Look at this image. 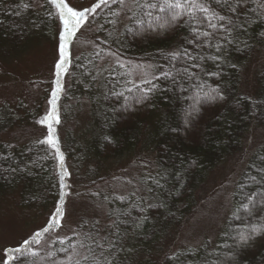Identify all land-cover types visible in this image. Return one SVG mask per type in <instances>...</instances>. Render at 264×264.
I'll return each instance as SVG.
<instances>
[{
  "label": "trees",
  "instance_id": "obj_1",
  "mask_svg": "<svg viewBox=\"0 0 264 264\" xmlns=\"http://www.w3.org/2000/svg\"><path fill=\"white\" fill-rule=\"evenodd\" d=\"M19 2L21 0H0V57H7L25 46L21 26L16 25L26 9L22 6L11 10L12 4ZM199 2L209 8L208 14L194 10L198 19H192L185 9H175L181 15L167 27H160L154 19L164 15L158 8L139 6L119 41L110 42V49L123 59L155 66L160 78L132 85L121 66L110 70L103 96H98L100 101L93 112L90 155L96 161L118 159L147 142L153 146L156 173L141 181V192L133 191L124 196L91 193L107 207L105 225L97 220L87 225L83 220L78 234L63 244L60 241L54 244V259L65 258L81 249L84 255L78 260L80 264H94L90 246L103 264L107 261L154 264V257L160 255L161 240L193 213V194L208 173L240 150L246 134L256 129L264 133V67L258 75L254 96L239 93L241 68L256 48L264 47V16L258 11L255 0ZM147 3H157V0H147ZM149 12L151 16L147 15ZM211 12L224 17L223 20L211 19L215 28L204 18ZM101 16L103 14L97 19L101 20ZM56 22L52 6L43 1L33 22L37 25V38L45 31L50 32ZM205 32L207 36L202 35ZM118 44H121L120 51L114 49ZM173 53L179 55L173 58ZM80 60V65L79 60L71 64L76 96L81 89L77 81L95 76V57L84 56ZM146 92L147 97L140 99ZM205 94L216 98H206ZM40 112L41 107L37 105L34 111L24 112L25 119L32 120ZM9 118L13 119L11 115ZM144 131L147 141L143 140ZM262 168L264 142L239 174L232 195V211L215 247L205 243L198 248L166 252L161 254L157 264H264V231L252 233L253 225H264V202L253 196L255 205H250L248 212L241 207L242 203H248L249 194L264 192V184L249 180L250 176L259 180L262 174L258 169ZM61 177L53 148L47 143L35 141L12 147L0 142V200L17 193L19 209L54 213L66 188L65 177ZM88 178L91 179L89 187L106 180L98 171H89ZM85 233L94 239H88ZM242 233L251 236L246 243L240 240ZM97 242L103 247L96 248ZM110 242L114 243L110 246ZM20 254L19 260L27 262V257H23L25 253ZM69 264H77V261Z\"/></svg>",
  "mask_w": 264,
  "mask_h": 264
},
{
  "label": "rangeland",
  "instance_id": "obj_2",
  "mask_svg": "<svg viewBox=\"0 0 264 264\" xmlns=\"http://www.w3.org/2000/svg\"><path fill=\"white\" fill-rule=\"evenodd\" d=\"M43 1L49 3V0H21L19 3L23 5L12 4L11 10L22 6L26 9L24 17L16 25L21 26L19 29L23 32V42L26 43L20 51L0 57V142L15 147L44 140L48 134L47 122L41 124L39 121L51 110L52 92L58 89L55 103L59 123L55 120L51 123L63 157L62 162L56 151H53L58 169L62 177H65L66 188L59 205L60 216L55 215L56 210L51 213L52 211L39 209H19L17 193L0 200V264L8 259L5 256L6 250L20 247L25 240L33 241L30 247L24 246V251L22 250L27 262L19 260L21 252H10L9 264H69L80 260L84 255L81 249H76L61 259H54L52 250L56 242L65 241L78 234L77 229L83 220L87 225L94 220L105 225L107 207L91 193L124 196L133 191L141 192V181L145 176L155 174L157 168L155 154L151 152L153 146L147 142L130 155L106 161L94 160L89 148L94 136L93 112L99 104V97L103 96L105 78L110 70L123 65L122 68L132 85L151 80L158 74L152 64L125 60L110 49L114 42L119 41L129 18L145 0H139V3L136 0H124L123 4L119 0H109L107 4L101 0H65L74 10L88 11H85L83 22L75 35L67 42L66 61L59 74L56 64L60 60L59 37L63 23L55 5L49 3L57 15V22L50 32L45 31L37 38V25H33L34 17L40 13ZM255 3L260 14L264 16V0H255ZM97 4L100 6L96 7ZM102 14L103 22L97 19ZM103 23L107 25L104 26ZM120 45L114 49L120 51ZM84 56L95 57V76L77 81L81 83V89L76 96L75 84L72 85L71 81V64L79 60L77 64L80 65V59ZM263 67L264 47H259L241 68L240 94L254 96L258 88V75ZM57 80L60 81L59 86L56 84ZM37 105L41 107L40 114L27 121L24 112L34 111ZM143 128L146 131L147 125ZM145 131L143 140L147 141ZM263 142L262 130L249 132L243 137L240 150L225 158L208 173L193 194V213L185 223L170 230L161 240L158 253L160 255L154 257V264L166 252L198 248L205 243L210 247L217 245L232 211V195L239 174L249 157ZM89 171L100 172L102 179L106 180L89 187ZM45 227L47 232L43 231ZM36 232H40L39 237H34Z\"/></svg>",
  "mask_w": 264,
  "mask_h": 264
},
{
  "label": "snow or ice",
  "instance_id": "obj_3",
  "mask_svg": "<svg viewBox=\"0 0 264 264\" xmlns=\"http://www.w3.org/2000/svg\"><path fill=\"white\" fill-rule=\"evenodd\" d=\"M102 3L107 4L109 2V0H101ZM119 2L121 4L124 3V0H119ZM137 3H139V0H136ZM225 3H227V0H224ZM49 3L55 5V7L58 10V15H59V19L61 20V22L63 23V30L60 33V46H59V53H60V60L57 62L56 64V68L58 70V74H59V70L63 69L64 67V63L66 61V55H65V48L67 45L68 40L73 37L76 33V31L78 30L79 26L81 25V23L83 22L84 16H85V11H88L87 9L83 10V11H78V10H74L72 7H70L65 0H49ZM100 5L97 4L96 7H99ZM140 7H145V8H158L159 11L161 13H164V15H160L155 17V21L158 22L160 27H167L169 26L172 22L176 21L181 13L175 11V9H185L187 11V14L190 16V18L192 19H198L195 16V11H199L201 13H205L208 14L210 12L209 8L207 6H205L203 3H200L199 0H183V3L181 2V0H157V3H147V0H145V3L140 4ZM95 9H93L94 11ZM195 10V11H194ZM147 15L151 16L152 13H147ZM205 19L209 20L210 22V26L212 28H215L216 25L215 24H211V19H217V20H223L224 17L222 16H218L215 12H211L210 15H205L204 17ZM149 24H152V21H149ZM225 31H227V29H225ZM202 35L207 36L208 33H202ZM229 43H232V41H228ZM179 53H173L172 56L173 58H175L176 56H178ZM185 55H187V52H185ZM121 67H123V65H121ZM162 75L164 76H168V73H163ZM159 76H154V79H159ZM147 83H151V81H146ZM56 84L59 86L60 81L57 80ZM129 91H131V89H129ZM213 91H216L215 89ZM122 95V94H121ZM217 96H219V93L217 92ZM52 101H50V103L52 104V108L51 110L48 112L47 116L40 120L39 123L41 124H45L47 122V127H48V134L47 137L44 140L39 141V143H47L48 145H50L55 151H56V155L57 157L61 160H63L62 155L59 152V148H58V141L55 138V134H54V129L52 126L51 121L55 120L56 123H59V118L58 115L56 113V99L58 98V89L57 90H53L52 92ZM147 97V92L145 93V97H141L140 99H144ZM206 98L209 99H215L216 97H208V94H205ZM222 99V97H220ZM127 99V98H126ZM193 111H195V108H193ZM187 116H191V113L186 114ZM188 122V120L186 119V123ZM258 171L262 174L261 178L258 180L255 176H250L249 180L252 183H258V184H264V168L262 169H258ZM61 179H63V177H61ZM253 196H258L260 198L261 202H264V192H256V193H251L247 196V200L248 203H242L241 207L245 210V212L249 211L250 205L254 206L255 205V201L253 200ZM55 215L56 216H60L61 215V208L59 206H57L56 211H55ZM43 231L47 232L48 229L45 227L43 229ZM264 231V225H260V226H256L253 225L252 226V233H258V232H262ZM85 237H87L88 239H94V237L91 236V234L85 233L84 234ZM40 236V232H36L34 233V237H39ZM251 236L250 235H246V234H241L240 235V240L242 242H247L248 239H250ZM33 241L32 240H25L23 242V244L20 247H17L15 249H8L5 251V256L8 257V259H6L4 261V264H9V260L11 259V257L9 256L10 252H17L20 253L22 252L24 246H29L31 245ZM60 243H64L63 240L60 241ZM114 242H110V246L111 244ZM85 245L83 244V242H81V247H84ZM103 245H101L99 242L96 243V248H102ZM107 250V249H105ZM89 252L91 253L92 257H94V264H103V262L96 257V252L95 249L91 248L89 246ZM33 255H35V253H33ZM101 255H103V253L101 252ZM89 257H84L85 260H87ZM105 260H107V258H105ZM77 264H80L79 261H77ZM107 264H111L110 261H107Z\"/></svg>",
  "mask_w": 264,
  "mask_h": 264
}]
</instances>
